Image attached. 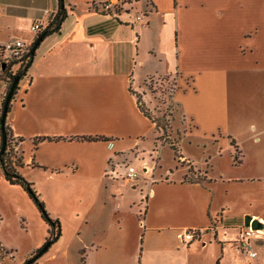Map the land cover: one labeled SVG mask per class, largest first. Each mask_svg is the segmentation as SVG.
<instances>
[{
	"label": "crops",
	"instance_id": "0c3cea01",
	"mask_svg": "<svg viewBox=\"0 0 264 264\" xmlns=\"http://www.w3.org/2000/svg\"><path fill=\"white\" fill-rule=\"evenodd\" d=\"M94 2L62 0L66 17L36 47L5 120L21 139L20 174L60 223L50 259L233 264L244 217L264 229L262 210L231 205L238 184L264 191V0H139L141 23L101 14ZM61 3L0 0V45L30 46L32 24L44 29ZM167 78L179 160L135 96L161 116L144 84ZM94 136L105 140H72ZM43 138L51 140L34 143ZM124 165L135 167L133 182L122 179ZM188 169L202 181L184 182ZM0 178L21 189L1 169ZM183 230L202 234L183 245Z\"/></svg>",
	"mask_w": 264,
	"mask_h": 264
},
{
	"label": "rangeland",
	"instance_id": "374dc122",
	"mask_svg": "<svg viewBox=\"0 0 264 264\" xmlns=\"http://www.w3.org/2000/svg\"><path fill=\"white\" fill-rule=\"evenodd\" d=\"M17 70L18 64L8 65L5 72L0 74V103L4 100L12 83V76L15 75ZM144 85L149 99L152 102H156V106L162 107L161 116L149 113L160 125L166 124V136L163 139H166L167 142H172L168 135V127L173 118L175 108L170 99V83L166 82V84L160 86L154 80L146 82ZM4 188L0 183V244L2 246L0 247V264H24L30 251L35 247H42L45 237L43 224L45 223L41 219L40 214L37 213L33 202L23 190L16 189V191H11L14 189L6 190ZM248 203L252 205L248 207ZM231 205H233L235 213L240 208L247 207L253 211L256 209L262 210L261 213L264 216V191L257 183L238 184L233 188ZM236 216L231 214L230 222L234 221L237 218ZM65 237L67 241L72 238V230L67 229ZM257 245L258 256L256 258L250 259L244 254H240V258L233 264H264V241L261 244L262 247L259 244ZM51 249L47 250L37 260V264H80L78 259L71 262H65L60 257L51 260L50 256L53 253Z\"/></svg>",
	"mask_w": 264,
	"mask_h": 264
},
{
	"label": "trees",
	"instance_id": "16d2710c",
	"mask_svg": "<svg viewBox=\"0 0 264 264\" xmlns=\"http://www.w3.org/2000/svg\"><path fill=\"white\" fill-rule=\"evenodd\" d=\"M58 1H59V3L62 2V0H58ZM65 17H66V11L63 7H60L57 10V12L55 13V15L48 21L45 28L42 29V27H41V30L39 31V33H37L38 35H37L36 39L34 40V42L30 46H27L25 52L22 53L19 56V58L12 59L9 66L14 65V64H18V70L16 71L15 75L12 76V81L15 77H19V81H20L25 76V73H26L28 67L30 66L32 58L34 56V53L31 52V49H32L33 44L37 40V38H39L40 36L43 35V37H42V40H43L46 36H48L52 33L58 32L62 22L65 19ZM151 81H154V80H149L148 82H151ZM155 82L158 83L160 86L162 84H166V82H169L170 83V94H171L172 83L168 78L162 79V80H157ZM17 89H18V84H17L16 90ZM16 90H15L13 96L16 94ZM13 96H12L11 100L13 99ZM135 96H136V100H137L138 109L140 110V112L146 118H148L151 122L155 123V125L161 130V135H160L161 138L162 139L165 138V136H166V124L160 125L159 123H157L154 120V118L152 117V115L149 113V111L144 107V105L141 101L140 95L136 94ZM10 102L8 103V106H7V113L10 110V105H11ZM3 103H4V100H2L1 106H3ZM1 113H2V109H1ZM4 133L6 136V142H5L4 151L2 153H0V169L2 171L4 180L10 185L19 186L27 194L28 198L33 202L34 206L36 207L37 211L40 214L41 219L48 226V229H47L48 235L45 238L42 247L48 244L49 245L48 248H49L60 237V234H61L60 223L57 219H52L49 216V214L47 213V211L44 207V203L41 201V199L37 195L36 191L33 188L32 183L27 181L19 172V169L22 168L23 163H22V156L18 152L16 147H17L18 143L21 142V139H13L11 131L7 125L4 126ZM0 135H1V130H0ZM44 139L51 140L50 138L36 139V140H34V143L39 141V140H44ZM72 140H80V141H88L89 142V141H104L105 138L98 137V136L76 137V138H73ZM164 141L169 145L170 149L173 151L174 158L179 160L180 155H179L178 150L176 149L175 145L173 144V142H167L166 139H164ZM0 146H1V140H0ZM192 174H193L192 171L190 169H188V173H187V175L184 176L183 181L184 182L202 181V178H200V176L195 177ZM41 248H38L37 250H35L25 260V263L28 260H30L31 258H34L35 256H37L39 254ZM44 253H42L38 258H36L31 264H35L36 261Z\"/></svg>",
	"mask_w": 264,
	"mask_h": 264
},
{
	"label": "built area",
	"instance_id": "2783aa9c",
	"mask_svg": "<svg viewBox=\"0 0 264 264\" xmlns=\"http://www.w3.org/2000/svg\"><path fill=\"white\" fill-rule=\"evenodd\" d=\"M94 9L101 14H105L112 17L133 16L135 23L144 22L145 13L139 8V0H95ZM30 30L34 33H39L41 30V24L35 22L30 27ZM27 46L21 40H11L5 44L0 45V74L4 73L12 59H17L25 52ZM4 66V70H2ZM1 103H0V115H1ZM236 151H234V154ZM110 173H114L110 171ZM138 173L135 167L131 165L123 166L122 179L127 182H133ZM121 176V175H120ZM202 231L200 230H183L178 234V239L181 244H188L196 239H199ZM259 237H264V229H253L251 226H241L237 235L238 249L247 257L255 258L257 253L254 249L255 241Z\"/></svg>",
	"mask_w": 264,
	"mask_h": 264
},
{
	"label": "water",
	"instance_id": "95a60500",
	"mask_svg": "<svg viewBox=\"0 0 264 264\" xmlns=\"http://www.w3.org/2000/svg\"><path fill=\"white\" fill-rule=\"evenodd\" d=\"M61 7H63V4L61 3ZM42 36H40L39 38H37V40L35 41V43L32 46L31 52L34 53L36 47L38 46V44L40 43V41L42 40ZM2 70H4V66H2ZM19 82V77H15L5 95L4 98V103L2 106V113L0 115V130H1V135H0V140H1V146H0V153H2L4 151V147H5V142H6V136L4 133V126H5V120H6V115H7V106L8 103L11 101V98L16 90L17 84ZM244 226L248 227L251 226V228L253 229H260L263 227V225L261 223H259L256 220H252L250 216H245L244 217ZM48 244L43 246L39 252V254L37 256H35L34 258H31L30 260H28L25 264H31L36 258H38L42 253L46 252L48 250Z\"/></svg>",
	"mask_w": 264,
	"mask_h": 264
}]
</instances>
